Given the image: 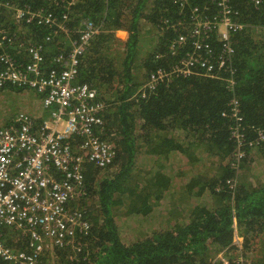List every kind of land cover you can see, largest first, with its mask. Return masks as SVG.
I'll return each mask as SVG.
<instances>
[{"label":"trees","instance_id":"16d2710c","mask_svg":"<svg viewBox=\"0 0 264 264\" xmlns=\"http://www.w3.org/2000/svg\"><path fill=\"white\" fill-rule=\"evenodd\" d=\"M60 5L56 0H0V28L12 36L0 37V54L23 71L37 47L38 72L46 76L60 64L54 58L69 54L81 21L94 23L97 32L77 56L72 82L96 90L90 103L100 105L101 122L72 136L68 146L74 155L83 153L80 145L95 138L110 145L113 157L103 175L95 163L84 162L86 195L77 206L88 216V232L74 245L47 250L38 264H247L234 250H250L258 236L264 238V181L254 175L255 184L247 181V173L258 175L254 162L264 163V140L239 149L230 136L233 118L223 113L231 99L238 100L246 138H255L257 130L264 134V0H228L227 16L244 23L230 35V53L222 52L212 34L210 52L201 53L213 68L205 72L192 64L188 74L173 72L192 52L190 41L177 43L178 37L188 32L194 6H208L204 15L221 17L218 0H78L69 9V37L62 38L36 17H15L18 8L28 17L60 13ZM17 27L25 33L16 36ZM159 71L164 76L155 80L152 75ZM1 88L35 94L43 112L34 118L37 125L51 110L42 105L44 94L28 84ZM197 150L201 158H218L212 176L168 171L173 155L194 162ZM174 176L188 178L179 186L185 195L178 196ZM176 195L180 209L171 202ZM167 201L177 213L171 220ZM153 216L160 219L158 226ZM4 231L6 244L25 246L23 240L15 242L13 229ZM236 234L242 245L233 242Z\"/></svg>","mask_w":264,"mask_h":264},{"label":"built area","instance_id":"2783aa9c","mask_svg":"<svg viewBox=\"0 0 264 264\" xmlns=\"http://www.w3.org/2000/svg\"><path fill=\"white\" fill-rule=\"evenodd\" d=\"M77 1L56 0L64 10L55 14L30 13L25 17L24 11L18 8L15 17L18 21L36 17L39 23L48 25L52 34L69 35V9ZM218 4L222 13L219 19L204 15L208 13V6L191 9L189 30L178 37L177 43L190 41L192 52L187 53L183 66H176L173 72L188 74L187 67L197 63L206 68L205 72L211 70L213 65L202 57L201 52H210L207 39L212 34L221 43L222 52L230 53V35L243 28L244 23L227 16L228 0H218ZM3 29L0 28L2 39L12 37ZM261 29L264 33V26ZM96 32V25L85 19L76 30L77 36L67 57L54 58L53 63L60 64L46 76H40L38 72L41 55L37 47L32 51V61L23 67V71L14 67L9 56L0 54V88L5 83L28 84L44 94L43 107L51 108L40 125L35 122L36 116L20 111L12 122L0 126V260L5 264H38L49 248L74 245L80 234L88 232L90 221L86 212L77 206V201L86 195L84 162H93L104 169L113 154L110 145L91 138L80 145L84 152L74 155L68 140L76 134L89 132L91 123L101 122L96 115L100 105L90 103L96 90L86 83L72 82L77 74V56ZM30 73L33 74L31 77ZM162 76L160 71L152 75L155 80ZM223 115L233 118L230 136L239 149L245 145H258L264 140L261 130L256 131L255 138L244 135L238 100L231 99L229 111ZM242 155L243 151L239 150L237 157ZM8 228L15 231V242H25L23 248L6 244L4 229ZM233 242L243 243L237 234Z\"/></svg>","mask_w":264,"mask_h":264},{"label":"rangeland","instance_id":"374dc122","mask_svg":"<svg viewBox=\"0 0 264 264\" xmlns=\"http://www.w3.org/2000/svg\"><path fill=\"white\" fill-rule=\"evenodd\" d=\"M13 20V18L11 19ZM83 20L81 21V25H82ZM80 27H77V29H79ZM74 29V30H77ZM17 35L19 36L20 34H24L25 33V29H23L22 27H17ZM69 37L68 34H59L58 37ZM23 38L26 39V43L29 42L28 38H26L25 36H23ZM37 107V109H36ZM20 111H24V112H28L30 114H32L33 116L39 115L42 112L41 106L39 104V101L36 99L35 94L33 92H29L27 90H22V91H16L13 90L11 88H0V126L5 125L8 121H11L14 116L20 112ZM252 154H255L253 151H251ZM211 158V157H209ZM212 161H214V163H210L206 160V158H201V156H199V158H196L195 161L192 163L191 161H186L183 162L181 160V162H178L177 159L172 162L169 165V170L171 169L172 171L177 170V169H181L184 171L185 175H186V167H191L192 169H190V173H193V171H198L197 168L199 169V172H210L211 174L214 173L215 171V166L216 163L218 161L217 157L211 158ZM140 160V165H144L145 163L142 161V159ZM255 167H253V169L255 171H257V176H256V180L258 182L260 181H264V170H263V166L264 163H262L261 161H256L254 162ZM251 166V165H249ZM115 167V166H114ZM113 168H111L110 170H112ZM168 170V171H169ZM252 169L249 168L248 171H251ZM253 170V171H254ZM101 174H105L106 170L102 169L100 170ZM243 174V173H242ZM241 174V175H242ZM245 174V173H244ZM247 173V181L251 182L252 184H255V180L254 179H249L248 177H251L250 175ZM241 178V176H240ZM178 192V196L181 192H179V190L177 189ZM171 202H173L175 205H177L178 200H177V195L176 198L171 199ZM169 207V218L170 220L172 218L177 217V213L176 212H172L171 211V204H168V201L166 202V207ZM183 203L181 205H177V207L180 209L182 207ZM121 211L123 212L124 209L121 208ZM87 218V216H86ZM153 224L154 226H158L160 219H157L156 216H153ZM122 236H126L125 232H122ZM128 238L132 239V237L128 234ZM261 239V241H260ZM243 244V243H242ZM241 244V245H242ZM235 253L238 256H242L243 258L246 260L247 264H264V238L262 239V237L258 236L256 239V242H253V245H251L250 250H234ZM49 252H53V250H51L49 248ZM242 253V254H241ZM240 254V255H239ZM53 264V263H51Z\"/></svg>","mask_w":264,"mask_h":264},{"label":"crops","instance_id":"0c3cea01","mask_svg":"<svg viewBox=\"0 0 264 264\" xmlns=\"http://www.w3.org/2000/svg\"><path fill=\"white\" fill-rule=\"evenodd\" d=\"M42 114H43V112H41V113H40L39 115H37V116H42ZM47 116H48V114L44 115V116H43V120L46 119ZM198 153H199V152H198V150H197V151L195 152V154L197 155L196 158H199ZM191 154H192V153H191ZM205 158H206V160H207L208 162H210V163L213 162L211 158H209V157H205ZM205 158H204V159H205ZM176 159H177L178 162H181V160H182L183 162L186 161V157H185V155H184V154H181V153H176V155H173L172 158H171V162H174ZM192 163H193V162H192ZM190 169H192V168H191V167H186V175H191V174L195 173V171H193V173H190ZM177 170H179V169H177ZM197 170H198V171H196V172L201 173V174H203V175H206L207 177L213 175V174H211L210 172H199V169H198V168H197ZM169 171H172V170L170 169ZM174 171H176V170H174ZM174 171H172V173H173ZM188 171H189V172H188ZM248 174H249L250 176H253V175H254V176L256 177V175H255L254 172H251V173H248ZM249 175H248V176H249ZM248 178H249V179H253L252 177H248ZM187 180H188V178H187L186 176H179V177L174 176V178H173V182L177 184V189L179 190V192L183 193V195H185L184 190H183L181 187H179V186H182L184 183L187 182ZM184 213H185V208H184L183 211L180 213V215H181V214H184ZM181 217H183V215H181Z\"/></svg>","mask_w":264,"mask_h":264},{"label":"clouds","instance_id":"9594fccd","mask_svg":"<svg viewBox=\"0 0 264 264\" xmlns=\"http://www.w3.org/2000/svg\"><path fill=\"white\" fill-rule=\"evenodd\" d=\"M84 20H85V19H83V21H84ZM81 26H82V25H81ZM81 26H80V27H81ZM75 31H76V30H75Z\"/></svg>","mask_w":264,"mask_h":264}]
</instances>
